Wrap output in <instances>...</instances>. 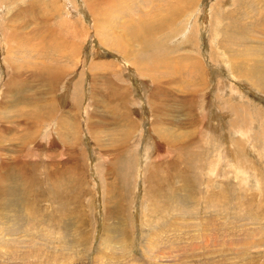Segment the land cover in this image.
<instances>
[{
	"label": "rangeland",
	"instance_id": "1",
	"mask_svg": "<svg viewBox=\"0 0 264 264\" xmlns=\"http://www.w3.org/2000/svg\"><path fill=\"white\" fill-rule=\"evenodd\" d=\"M0 264H264V0H0Z\"/></svg>",
	"mask_w": 264,
	"mask_h": 264
},
{
	"label": "bare ground",
	"instance_id": "2",
	"mask_svg": "<svg viewBox=\"0 0 264 264\" xmlns=\"http://www.w3.org/2000/svg\"><path fill=\"white\" fill-rule=\"evenodd\" d=\"M37 123V122H36Z\"/></svg>",
	"mask_w": 264,
	"mask_h": 264
}]
</instances>
